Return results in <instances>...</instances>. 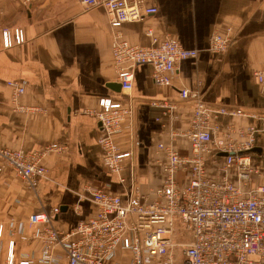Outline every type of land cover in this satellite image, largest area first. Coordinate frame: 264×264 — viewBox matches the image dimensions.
Returning <instances> with one entry per match:
<instances>
[{
	"label": "crops",
	"instance_id": "1",
	"mask_svg": "<svg viewBox=\"0 0 264 264\" xmlns=\"http://www.w3.org/2000/svg\"><path fill=\"white\" fill-rule=\"evenodd\" d=\"M149 4L157 13L124 23L118 29L124 40L147 46L145 32L151 29L159 39L174 38L197 56L176 66L169 87L154 85L149 66H136L132 89L123 94L107 86L116 83L110 52L114 30L102 7L86 9L80 0H0V31L19 28L25 37L24 43L9 49H3L0 38V146L25 152L52 143L68 148L61 155L46 157L47 173L36 190L26 189L8 169L0 173V223L23 222L29 235V215L58 208L53 226L67 230L96 210L83 191L88 184L104 186L124 200L135 187L142 193L159 188L164 158L157 145L173 143L180 154L190 152L186 139L176 137L172 142L171 138L188 127L191 116L190 101L179 99L182 89L199 92L208 108L243 111L246 116L222 117L218 123L222 132L228 125L256 128L252 153L262 173L250 187L264 186V90L253 80V72L264 63V0H151ZM212 33L231 39L224 55L208 50ZM19 80L27 83L21 97L29 108L25 113L13 109L7 85ZM101 98L121 101L132 109L131 128L116 137L120 150L132 152L121 173L123 184L101 166L99 124L88 113ZM163 100L179 106L178 121L156 122L161 110L150 103ZM220 163L213 153L205 155L211 177L219 178ZM183 175L178 174L179 182ZM231 181L237 184L234 175ZM12 239L15 259L41 248L39 241L19 235L10 239L5 233L0 239V264Z\"/></svg>",
	"mask_w": 264,
	"mask_h": 264
},
{
	"label": "built area",
	"instance_id": "2",
	"mask_svg": "<svg viewBox=\"0 0 264 264\" xmlns=\"http://www.w3.org/2000/svg\"><path fill=\"white\" fill-rule=\"evenodd\" d=\"M150 1L80 0L86 9L102 7L108 16L114 30L110 52L115 80L123 94L132 89L136 66H149L154 85L169 87L176 66L197 56L195 50L184 49L174 38L159 39L151 29L145 32L149 39L147 46L124 40L118 30L124 23L143 21L157 13ZM0 38L3 49L25 40L19 28L1 29ZM230 43L227 35L212 33L208 50L224 55ZM253 80L264 90V63L253 72ZM7 85L13 109L28 112L29 108L21 103L27 83L19 80ZM178 95L181 102L190 101L191 116L188 127L173 133L171 138L172 142L176 137L186 139L190 152L180 154L173 143L157 145L164 158L159 188L142 193L135 187L131 197L124 200L104 186L88 184L83 191L96 210L67 230L53 226L58 208L29 215V235L24 233L23 222L0 223V239L7 233L10 239L19 235L41 245L39 252L29 251L15 259L12 239L7 244L3 264H264V186L250 187L252 179L262 173L252 153L256 128L228 125L222 132L218 120L246 116L243 111L208 108L197 91L182 89ZM150 106L161 110L156 118L158 123L163 118L170 123L179 120L177 104L163 100L151 101ZM88 113L99 124L101 166L118 175L123 184L121 173L132 152L120 150L116 137L131 128L132 109L121 101L101 98ZM67 149L65 144L58 143L32 152L0 146V173L8 169L26 189L36 190L47 173L46 157L61 155ZM210 153L216 160L221 158L219 178L206 171L205 155ZM179 173L184 174L180 182ZM231 175L237 184L232 183ZM73 209L78 212L79 205Z\"/></svg>",
	"mask_w": 264,
	"mask_h": 264
},
{
	"label": "water",
	"instance_id": "3",
	"mask_svg": "<svg viewBox=\"0 0 264 264\" xmlns=\"http://www.w3.org/2000/svg\"><path fill=\"white\" fill-rule=\"evenodd\" d=\"M110 89L120 92V85L118 83H112L107 85Z\"/></svg>",
	"mask_w": 264,
	"mask_h": 264
},
{
	"label": "rangeland",
	"instance_id": "4",
	"mask_svg": "<svg viewBox=\"0 0 264 264\" xmlns=\"http://www.w3.org/2000/svg\"><path fill=\"white\" fill-rule=\"evenodd\" d=\"M185 239L189 240V236H188V235H186V236H185Z\"/></svg>",
	"mask_w": 264,
	"mask_h": 264
}]
</instances>
